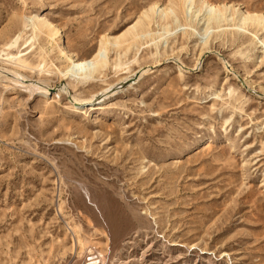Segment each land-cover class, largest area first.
I'll list each match as a JSON object with an SVG mask.
<instances>
[{
	"label": "rangeland",
	"instance_id": "374dc122",
	"mask_svg": "<svg viewBox=\"0 0 264 264\" xmlns=\"http://www.w3.org/2000/svg\"><path fill=\"white\" fill-rule=\"evenodd\" d=\"M181 3L0 0V264H264V0Z\"/></svg>",
	"mask_w": 264,
	"mask_h": 264
},
{
	"label": "bare ground",
	"instance_id": "6f19581e",
	"mask_svg": "<svg viewBox=\"0 0 264 264\" xmlns=\"http://www.w3.org/2000/svg\"><path fill=\"white\" fill-rule=\"evenodd\" d=\"M188 2L190 3V2H192V0H182V3L180 4L181 7L182 8H186V10H188V5H185ZM179 3H180V1H179ZM178 4L176 6H178ZM208 4H209L208 2L205 3V5L207 7H209L208 11H207V14H206V22H207V24L219 23L220 19L222 17H224L223 16V12L221 13L222 10L221 11L220 10H215L216 7H213V6L211 7V4H209V5ZM154 8H155V6L152 5L150 7V10H154ZM170 11L172 12L171 8H163V9H161L160 10V19H163L164 17H167V15H168L167 13L170 12ZM143 14H144V18H145L146 22H144V20L143 21L140 20V21L137 22V25L132 27V29H136V26L139 25L140 29H141L140 31H136L135 33H132L133 34V39H135L137 37H140L141 36L140 34H142L143 31H144L143 30L144 27L147 26L150 23V16L148 14H146V13H143ZM253 16L254 15H249V13H247V17L245 16L242 19L241 24L242 25L243 24H247L246 23L247 21L253 22L254 20L257 21L258 23H261L259 15H255V18H253ZM142 17H143V15H142ZM42 20H43V18L41 19L39 17L36 18V19H34V18L33 19L32 18H29V19L26 18V19L23 20V28L32 27L33 29H37V30L40 29L41 30V27L38 26V25H40L41 22L43 23ZM42 26H43L42 28L46 31L47 36L50 37V36L55 34V31L51 30L48 25H42ZM163 30H166L165 32L168 31L166 28L165 29L163 28ZM104 38H105V36H104ZM17 39H18V36L11 42L10 45H13L16 42ZM105 40H106L105 43H109L110 42L108 38H106ZM114 43L117 44V40L114 39ZM127 47H129V46H127ZM66 52L67 51L61 53L66 64H65L63 70L60 71V74L62 76L67 75V76H70V77H73V78L81 79L82 81H86V82H92L94 80V78H95V74L99 70L103 69V67H104V65L106 64V61H107V60L105 61V59H106V56L104 55L105 51L103 50L102 47H100L97 50V52L95 53V55L92 58H87V59H77V58H74L75 56L73 57L70 53H68V52L66 53ZM11 61H13V62L19 61L20 62V60L18 58H16V57H11ZM181 65H183V64H181ZM19 71H17L16 69H11V68L10 69L9 68H0V81L5 80L8 83H11V84L13 83V85H17L19 88L28 90V93H32L33 91L38 90L39 94H41L43 96H47L48 95V89H50L48 87V85L41 83L39 80L38 81L32 80L31 77L27 76L26 74L21 73L22 71L21 72H19ZM60 91H63L62 93L65 92V85L61 87ZM92 99H94V98L92 97L88 101H84V100H81V99H78V98L72 96V98L69 99V101L71 102L73 107L75 106L74 108H78L79 106L85 105L87 108L91 109V107H92L91 103L93 101ZM87 256H90V258L88 257V259L86 260L85 264H87V263H89V264H104L103 263L104 261L102 262L100 258H98L97 256L94 255L93 250H91V252H89V254H87Z\"/></svg>",
	"mask_w": 264,
	"mask_h": 264
},
{
	"label": "built area",
	"instance_id": "2783aa9c",
	"mask_svg": "<svg viewBox=\"0 0 264 264\" xmlns=\"http://www.w3.org/2000/svg\"><path fill=\"white\" fill-rule=\"evenodd\" d=\"M87 264H89V263H87Z\"/></svg>",
	"mask_w": 264,
	"mask_h": 264
}]
</instances>
